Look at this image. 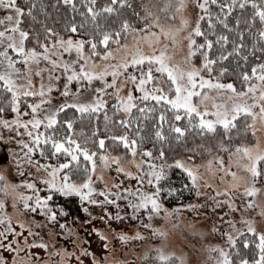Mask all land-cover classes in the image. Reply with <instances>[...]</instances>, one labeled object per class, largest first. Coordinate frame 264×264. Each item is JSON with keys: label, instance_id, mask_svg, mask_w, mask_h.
Returning <instances> with one entry per match:
<instances>
[{"label": "snow or ice", "instance_id": "1", "mask_svg": "<svg viewBox=\"0 0 264 264\" xmlns=\"http://www.w3.org/2000/svg\"><path fill=\"white\" fill-rule=\"evenodd\" d=\"M199 8L204 11L205 15L209 16L208 23L211 25V13L209 9V3H215L216 0H197ZM65 4L71 5L74 9L76 4L74 0H64ZM87 9L86 12L91 15V18L95 20L97 16L101 13H116L117 9L114 7L115 4L121 6L126 5V0H111L110 3H105L101 7H97V0H86ZM246 5L251 7V15L243 21L247 25V31L256 37V40L253 43V47H256L257 43L264 44V0H231L230 3H222L220 5L221 12L225 17L230 14L233 9L239 6L241 9H244ZM35 5H33L34 7ZM0 7L8 10L7 14L4 16L3 20H7L10 23L11 32L0 31V44H7V47L3 51H0V57H3L0 60V65H3V69L0 70V89H3L7 92H11L13 100V109L17 113V118L13 119L11 123L8 120L0 119V124H3L7 128H12L13 125L17 127L23 126L26 130L29 125H32L33 128L38 129L41 124H46L47 127L56 125L59 123L58 114L61 113L66 108H73L78 110L80 113H91L99 112L102 108L106 107L107 101L103 98L104 95H108L105 91L108 88H112L117 103L114 105L116 110L123 109L124 112L130 113L132 108L137 107L134 101L137 99L129 90L125 95L121 94V89L125 87L127 82H131L134 87L138 88L142 93V97L139 99L143 100H153L158 103L167 102L166 106H170L174 110L175 120L179 121L182 119L180 111L183 110L184 115L188 118L189 126L198 127L202 132H215L216 125H223L224 129L227 130L230 127H235V121L238 116L245 114L250 116L252 119V124L249 125V128L253 135L255 136L257 128L255 127L257 119L264 122V63H257L251 69V75L248 72H243L241 75L242 87L241 90H237L236 85L228 82L222 83L218 79L213 80L211 78L201 75V68L208 69L211 71V66L215 63L214 60L208 58V52H203L204 60L201 68H198L195 64L192 63V57L195 55L198 49H204L205 45L207 48L212 47V41L207 40L205 44H200L196 46V40L193 38V33L203 36L204 33L201 31L199 21H197L195 27L192 29V32H188L187 36L183 39L187 40V53L183 55L178 62H173L175 55L183 51V39L181 34L184 32V29L188 25V21L181 17L180 24L178 26L172 24H162L160 22V16L156 15L152 11V6L145 4V13L144 17H141L145 21L143 29H138L133 27V25L127 20L124 19L118 29H112L108 31L101 32L98 38L91 37L89 40L85 41L84 39H73L69 36L67 39L60 37L58 40L54 41L52 47L49 48L47 43L41 45L44 51L38 52L36 48L26 49L25 40L29 36V32L21 28V20L26 11L24 7L18 5L17 0H0ZM175 7L176 11L184 9L186 5L181 0L180 3L176 5L168 4L165 7V11ZM13 12L15 15H13ZM28 14L32 12V8L27 9ZM137 15H139L137 13ZM203 17H200L202 19ZM219 19V17H217ZM169 19L175 20L176 16L173 14ZM150 20V22H149ZM3 21L0 20V23ZM259 22V27L255 25ZM225 28L228 27L226 21H221ZM242 23L241 19L238 17L235 21L237 28ZM99 27V25H97ZM255 28V31L253 29ZM153 29H159L155 31ZM147 30V31H145ZM49 33L52 32V29H47ZM71 31L73 33L77 32V25H71ZM18 33V35H16ZM238 36L241 41L244 38V32L238 31ZM6 37V39H4ZM123 38L124 43H121ZM221 41L225 43L228 40L227 36L219 37ZM131 40V43H129ZM165 41L162 43L161 41ZM110 41L114 42L116 47H110ZM37 43H40L37 40ZM142 43H146L150 51L145 53L144 49L141 47ZM89 45V51L85 53V45ZM98 44H102L104 49L102 51H97ZM243 47V44L237 45L234 49L239 52ZM13 49L16 53H19V58H22L26 65L35 63L37 65L35 71L37 75L41 76V84L39 86V91H32L33 82L31 80L32 69H27V75L23 77L26 81V84H19L17 81L21 79L18 75L21 72V69L16 67V61L12 59L9 55L8 49ZM55 49V56L59 59H54L53 55L50 54L52 50ZM63 49L64 52H71L75 49L77 58L71 63L63 60V53L60 51ZM131 49V51H130ZM173 49V51H169ZM261 52H264V47H261ZM231 55V53H228ZM99 57L100 60L104 63H100L95 59ZM130 57V58H129ZM49 61L51 67L47 69L48 75V84L45 87L43 73L45 69L40 68V60ZM220 59H226L225 55H221ZM247 60V56L244 57ZM83 61L81 63L80 61ZM147 63L148 67L145 71L143 66ZM74 65H78L77 67ZM136 69L140 67V71L137 74L135 71L125 75L129 67ZM57 67L63 69V72L66 74V79L63 84V95L70 96L73 95L69 85L72 81H84L85 83H80V87L76 90V95L78 96L81 88H86L92 84L94 80H99L102 82L101 87H96L93 89L95 93L90 102H79L78 99L72 101L65 100L62 104L55 107L54 109H49L48 113L45 114L44 119H40L36 113L39 111L42 105L48 103L51 99L50 93L53 88H56L58 85L53 82V74L55 73ZM153 68L159 76H153ZM223 71V69L221 70ZM111 76V80L106 77ZM123 76V81L118 83L119 78ZM55 80L59 81L60 76L56 75ZM155 82V83H152ZM152 83V87H147ZM19 89V90H18ZM167 89V90H166ZM215 90L216 95H210V93ZM169 93H174L169 95ZM251 94V96H249ZM32 96V97H43V99L37 100L36 103L30 105L31 111L33 113L32 119L22 120L20 119L19 111V97ZM223 98V99H219ZM247 98V99H244ZM230 105V107H229ZM143 111V109H140ZM3 111V109H0ZM151 111V109H149ZM213 117L211 119L207 117ZM105 119H108L107 112H105ZM160 119L163 121L165 119L164 112L160 113ZM198 123H194L197 121ZM122 124H129L128 120L120 121ZM64 124L67 125L69 130L73 128V121L67 119L64 121ZM174 132L177 134L176 138L180 137L185 133L186 129L181 128L179 125L173 127ZM98 132L99 129H96ZM27 134L32 137L33 144L28 146V153H34L39 149V154L41 157L45 156L44 147L41 146V139H43L44 144H48L51 141V146L55 150V153H64L70 154V159L66 160L64 163L56 165L49 164H40L37 161V167L43 168L46 171L51 169L49 172L50 179H45V183L49 186V189H55L59 192L64 193V195H69L70 193H77L82 201L88 200L90 203L98 204L101 201L91 199V194L96 192L97 189L93 187L92 174L96 172L97 162L95 157L97 153L94 151H89L87 148L81 147V142L74 140L72 135L69 133L66 135L65 139L57 140L52 137L45 136L41 137L39 133L35 136L32 135L31 131H28ZM95 135V133H94ZM139 135V134H137ZM158 137L163 136L162 132H157ZM115 141H120L124 147L129 150L131 156V162L135 163L138 172H133L128 170L124 161L128 159L127 155H117L110 156L101 152L99 154V159L102 162V168H109L112 164H115L117 173H124L127 177L131 178L134 176L139 177L138 183H143V177L139 175L140 172H143V165L147 164L149 171L145 173L148 177V184H155V191L144 193L141 189H130L123 188L122 192L127 193L125 199H128L129 196L138 197L136 202H133L131 199L128 200L129 207L133 209V216L139 218L137 213L142 209L147 210L146 215L148 217V224L145 226L152 228L153 224L152 219L154 216L164 215L165 218L172 216L175 213L180 211V208L191 210L194 214L200 215L199 209L203 205H198L196 203H187L180 205L178 208L168 209L163 203L160 202L159 194L161 192L160 180L164 176L163 165L157 166L152 163V160H143L136 161L135 157L137 155V140L129 139L127 134L121 136L112 137ZM24 143V141H20ZM83 143L87 144L88 141L85 140ZM99 147L101 149L105 146V138H100ZM222 149L227 150L228 145L223 142L220 143ZM211 152V149L208 150ZM25 153L28 156L27 163L31 164V156ZM53 153V154H55ZM79 153H82L85 160L91 162V166L86 163L83 168V174L86 176V179L80 184L69 181V172H65L63 175V180L57 182L56 176L61 169L69 168L72 165L73 161H76L75 170H80L79 165ZM148 157L152 156V152L148 149H145L143 155ZM160 157L164 156L163 149L160 150ZM229 163L225 164L224 158L222 156L216 155L213 159H210L206 162V165L203 167L206 168V173L211 172L213 175L202 177L199 173V168L202 165H197L194 162L186 164L185 162L177 159L173 163L180 168H182L187 174L189 179L194 186L196 195L200 196L201 184L199 181L205 179V187H211L216 189L213 193L214 207H219L222 203L228 205L233 210H238L233 197L236 191H240L244 196L251 197L250 199L244 202L245 209L252 208L256 209L261 207L255 202V197L261 192V188L257 187L258 177L264 175L262 172L260 163L264 161V148H261L259 138L256 139L254 145H235L234 148L228 152ZM195 157H191L190 160L194 161ZM213 161L217 162V169H213ZM17 163L23 164L24 161L17 158ZM172 165H168L171 167ZM237 168L243 171V175L238 174V171L233 170ZM71 171V169H70ZM218 171L221 173L220 180L224 183L222 190L217 188L214 180V174ZM230 177V179H229ZM97 179L103 180V174L97 176ZM0 181H3L0 184V193L3 194L4 198H0V213H4V210L7 208L6 197L9 195L13 196L12 206L16 207L18 201L22 203L25 210L35 212L37 207L39 211L43 212L46 216L51 215L52 219L56 218L57 213L52 211L51 206L47 203L51 199V196L43 197L37 196L35 198V206L30 203L33 199L31 195L25 192L18 191L19 185L7 181L3 172H0ZM22 184L26 185L27 188L33 189L34 191H39L36 187V184L32 181L24 180ZM118 186V185H117ZM107 188V185H105ZM111 189H108L110 192ZM169 193L174 192L175 189H168ZM105 192V195L108 194ZM117 199L120 198V193L117 194ZM223 196L225 199L222 201L218 197ZM18 198V200H17ZM115 203V201H109ZM150 206V207H149ZM88 209L85 208V211ZM105 211H107L105 209ZM261 216H264V208H261L259 213ZM109 215H111L109 213ZM117 219L120 217L117 216ZM3 219L11 224V218L6 215H3ZM143 223V221H142ZM230 227L235 230L236 221H228ZM243 223L246 225V230L251 233H256L258 235V244L256 245V256L254 259L249 260L247 257L241 259L239 264H264V232L257 233L255 223L251 218H245ZM22 228L24 225L21 223ZM64 227V225H61ZM5 231L14 232L15 229L6 228ZM238 231V230H237ZM3 235V233H0ZM152 235L154 237H160L162 239L166 238L167 232L161 230L159 227H156ZM228 236L229 245L232 246L235 244V240L231 232L225 233ZM144 239L142 233L137 232L135 237H129L128 235L121 233L120 239L127 241L128 239ZM7 237H5V240ZM107 239V237H105ZM25 243L27 241L25 240ZM247 244V241H245ZM45 249L48 248L47 244H41ZM107 245H105V248ZM0 248L6 249L8 252L12 253L11 258L9 256L3 255L0 253V264H31V255L26 254L25 258L17 259L19 252L23 249L19 247H13L12 243H7L6 245L0 243ZM213 251H217L219 256L216 260V264H233L231 255L224 248L217 246ZM34 255V254H33ZM66 255H72L68 252ZM145 262L149 260L152 261V264H184L183 256H177L175 252H165L164 245L155 246L148 253L142 257ZM94 264H99V261L95 260ZM120 264V262H117Z\"/></svg>", "mask_w": 264, "mask_h": 264}, {"label": "rangeland", "instance_id": "2", "mask_svg": "<svg viewBox=\"0 0 264 264\" xmlns=\"http://www.w3.org/2000/svg\"><path fill=\"white\" fill-rule=\"evenodd\" d=\"M149 1L150 6H152V11H154L156 15L160 16V22L162 24H172L178 26L180 24L181 17L188 21L187 27L181 34L182 39L187 36L188 32H192V29L195 27L197 21H200L202 11L199 8L197 0H183L186 7L180 11H176L175 7L165 11V7L168 4L176 5L180 3L181 0ZM7 11L8 10L0 7V20L3 21L0 23V31L11 32V22L3 20ZM173 14H175L176 19H169ZM13 15H15L14 12ZM153 30L159 31V29ZM16 35H18V33ZM195 35L196 33H193V38H195ZM67 38L68 37L65 39ZM72 38L82 39L81 37ZM4 39H6V37ZM161 42L164 43L165 41L162 40ZM129 43H131V40H129ZM183 45V51H180L175 55L173 62L180 61L181 57L187 53L188 49L186 39H183ZM6 47L7 44H0V51H3ZM51 47L52 44L49 45V48ZM141 47L144 49L145 53L150 51V48L146 43H142ZM31 48L35 47H27L26 49ZM36 50L38 52L44 51V49L40 50L37 48ZM60 51L63 53V60L65 61L71 63L77 58L75 49L71 52H64L63 49H60ZM84 51L85 53L88 52L86 48H84ZM169 51L171 52L173 49H169ZM8 52L12 59L16 61V67L21 69V72L18 74L21 79L17 81V83L26 84L23 77L28 74L27 69L31 68V80L33 82L31 90L38 92L41 84V76L36 74L35 69L37 65L35 63L26 65L23 59L19 58L20 54L16 53L11 48L8 49ZM54 53L55 49H53L50 54L53 55L54 59H59V57L55 56ZM2 59L3 57H0V60ZM95 59L100 63H104V61L100 60L99 57H95ZM80 62L83 63L82 60ZM192 63L198 68H201V64L195 62L193 57ZM74 66L77 67L78 70V65ZM3 67V65H0V70H2ZM39 67L45 69L43 77L45 87H47L49 75L47 69H49L51 65L49 61L41 58ZM147 67L148 65L145 63L143 69L146 71ZM133 71L138 74L140 67L138 66L136 69H133L130 66L125 75ZM56 75L60 76L59 81L55 80ZM159 75L160 74L153 68V76ZM201 75H203L202 71ZM203 76L208 77L206 75ZM106 78L111 80V76ZM65 79L66 74L63 72V69L57 67L55 73L53 74V82L58 86L53 88L49 94L51 97L50 101L42 105L36 113L40 119H44L45 114L48 113L49 109H54L65 100L72 101L74 99H78L79 102H90L95 94L93 89L102 86L101 81L94 80L90 86L81 88L80 93L77 96L76 90L78 87H74L72 85L70 89L73 95L66 97L63 95V84ZM123 79L124 77L121 76L118 83L123 81ZM152 83H150L147 87L151 88ZM72 87L74 89H72ZM129 90H131L133 95L137 97L134 101L136 105L140 100H143L139 99L142 97L140 90L134 87L130 81L127 82L125 87L121 89V94L126 96ZM105 91L108 95H104L103 98L107 102L110 99L116 100L114 95H112L114 91L112 88H108ZM173 94L174 93H169V95ZM210 95L215 96V90H213ZM249 96H251V94H249ZM39 99H43V97L36 96L32 99L28 104L29 106L26 107L29 108L28 115H20L19 118L22 120L32 119L33 113L30 105L32 103H36ZM26 111L28 110L26 109ZM22 112L23 111H20L21 114ZM15 118H17V113H15V115L11 118L0 119L8 120L11 123V121ZM207 118L211 119L213 117L209 116ZM255 127L257 128V132L254 136V142L250 145H254L256 143V139L259 138L260 146L261 148H264V122L257 119ZM28 131H31L32 135L35 136L37 129L33 128L32 125H29L27 130L23 126H20L17 129L15 125H13L10 129L5 127L3 124H0V172L4 173L7 181L20 186L18 191L28 193L34 199L38 196V193L33 189L27 188L26 185L22 184V181H32L36 184L37 189L40 190L46 186L45 179L51 178L49 176L51 169H48L47 171L43 168L38 169L37 163L33 160L31 164L27 163L28 156H26L25 153H28V147L26 145L31 146L33 144V142L31 144L32 137L27 134ZM20 141H24V143H20ZM101 152L110 156L125 155L117 153L114 150ZM99 154L95 157L97 162L96 172L92 174V180L94 182L93 187L96 188L97 191L91 194V199L101 201V203L94 204L90 203L88 200H84V205L78 208V210L74 209L71 218L68 220L60 219V217L57 218V216L55 219H52L50 214L46 216L43 212L40 216L33 214L31 211L25 210L22 203L19 201L16 207L13 208V196L9 195L5 198L7 208L4 210V213H0V233H3V235H0V243L5 245L7 243H12L13 247L23 249L17 256L18 260L25 258L26 254H29L31 255V264H94V257L96 261H99V264H117V262H120V264H152L151 260L145 262L142 257L155 246L164 245L165 252H175L177 256H183L184 264H216L219 253L217 251H213V249L220 246L226 250L229 242L228 236L225 235V233L231 232L234 238L241 231L246 230V225L243 223L245 218H251L255 223L257 231L264 232V216L259 214L261 208H264V186L257 183V187L261 188V192L254 198L256 204L261 207L256 209H245L244 202L251 197L244 196L240 191H236L233 197H231L238 210H233L228 205L223 203L219 207H214L213 193L216 189L204 186L207 176L213 175L211 172L206 173V168L203 167V165H206L208 160L213 159L209 155H205L199 160L194 161L182 160L186 164L194 162L197 165H202V167L199 168L200 175L205 177V179H201L199 181L201 184L200 192L202 195H195L194 200L190 202L203 205V207L199 209L200 215L194 214L191 210L180 208L178 213L168 216L167 218H165L164 215L154 216L151 222L153 227L148 228L145 226L149 222L146 215L147 210L142 209L139 213H137L139 218H135L133 216V209L129 207L128 200L131 199L133 202H136L138 197L129 196L128 199H125V196L128 194L121 191L123 188H130L133 190L141 189L144 193L154 192L155 184H148V177L145 175V173L149 171L148 165L144 164L142 166L144 171L140 172L139 175L143 177V183H138L137 181L139 177L137 176L129 178L124 173H117V166L115 164H112L109 168H102V162L99 159ZM28 155L31 156V153H28ZM127 156L128 159L124 161L125 167L133 172H138L135 163L131 162L130 154ZM17 158L24 161V163H17ZM141 159H151L152 163L156 165L152 156L148 157L146 154L142 156V153H137L135 160L140 161ZM224 161L225 164H228L229 158ZM212 168L214 170L217 169L216 161H213ZM157 170H159V166H157ZM233 170L238 171V174L240 175L244 174L242 170L235 167ZM101 173L103 174V180L97 179V176ZM220 175L221 173L216 171L214 174V180L217 188L222 190L224 183L220 180ZM57 178L58 177L56 176V180ZM2 183L3 181H0V184ZM105 185H107V188ZM108 189H111V191L108 192ZM105 192H108V194L105 195ZM118 192L120 193L119 199H117L116 195ZM41 194L45 195L46 193L41 192ZM75 194L78 195L77 193ZM0 198H4L2 193H0ZM218 199L223 201L225 198L221 196L218 197ZM113 200L115 203L109 202ZM30 203H32V200ZM179 206L165 207L173 209L178 208ZM85 208L88 210L85 211ZM105 209L107 211H105ZM5 213L11 218V224L3 219V215ZM109 213L111 215H109ZM117 216L120 218L117 219ZM230 220L236 221L235 230L230 227L228 223ZM21 223L24 225L23 228L20 226ZM61 225H64V227H61ZM156 227H159L161 230L167 232L166 238L162 239L152 235ZM6 228H12L15 229V231H5ZM137 232L142 233L144 239H128L127 241L120 239L121 233H124L129 237H135ZM5 237H7L6 240ZM105 237H107V239H105ZM25 240L27 243H25ZM42 243L47 244L48 248H43L41 246ZM105 245H107L106 248ZM68 252L72 253V255H66ZM0 253L9 256V258L12 256V253L3 248H0Z\"/></svg>", "mask_w": 264, "mask_h": 264}, {"label": "trees", "instance_id": "3", "mask_svg": "<svg viewBox=\"0 0 264 264\" xmlns=\"http://www.w3.org/2000/svg\"><path fill=\"white\" fill-rule=\"evenodd\" d=\"M74 2L76 4L75 9L71 5L65 4L64 0H17L18 5L26 9L20 25L21 28L29 32V36L25 40V47L33 46L43 50L42 44H53L60 37H81L85 41L91 37L98 38L103 31L118 29L124 19H127L133 27L143 29L145 21L141 17L145 16L144 6L145 4L150 5L149 0H126L125 6H121L118 3L114 5L117 9L116 13L101 12L93 20L91 15L86 12L88 6L86 0H74ZM110 2L111 0H97V7ZM230 2L231 0H216L215 3H209L211 25L208 23L209 16L205 15L204 11L201 10L200 17L203 18L200 19L199 24L204 35H195L196 46L205 44L206 39L211 40L213 43L210 49L206 45L204 49H198L193 56V60L202 65L204 60L202 53L207 51L208 58L214 60L215 63L211 66V71L201 68L202 74L213 80L218 79L220 82H231L236 85L237 90H241L244 87L241 74L248 72L251 75V69L255 64L264 63V52L260 50L261 47H264V44L257 43L254 48L253 43L256 37L246 30L247 25L243 23L251 15V7L249 5H246L244 9L237 6L225 17L223 12H221L220 5ZM33 5L35 6L33 7ZM28 8H32L30 15L27 12ZM238 17L242 21L239 28L235 24ZM221 21H226L228 27L225 28ZM72 24L77 25L78 31L75 33L71 31ZM255 27H259V22H257ZM49 28L52 29L51 33L47 31ZM238 31L244 32L243 41L240 40ZM253 31H255V28ZM221 36L228 37L226 43L219 39ZM37 40L40 43H37ZM123 42L122 38L121 43ZM241 43L243 47L239 52L235 51L236 46ZM109 46L116 47L115 43L111 41ZM85 48L89 51V45L86 44ZM103 49L104 46L98 44L97 51H102ZM228 53H231V55H228ZM222 54L226 56V59H220ZM245 56H247V60L244 59ZM222 69L223 71H221ZM80 83H83V81L79 83L72 81L70 88L72 85L79 88ZM72 89L74 88L72 87ZM34 98L32 96L19 97V110L23 111L22 116L28 115L29 108L26 107L29 106V102ZM13 103L11 92L0 89V109H3V111H0V118H11L15 115L16 111L13 109ZM116 103V100L110 99L106 107L99 112L91 113H80L76 109L66 108L58 114V124L51 127L41 124L36 134L39 133L41 137L49 136L53 139L63 140L70 133L74 140L81 142L82 148L94 151L97 155L101 151L109 152V150L129 155V150L124 147L122 142L112 139L114 136H121L126 133L129 139L137 140V153L143 154L144 150L148 149L152 152L154 163L157 166H164V176L160 180L161 192L159 197L160 201L168 207L190 203L196 195L195 188L192 186L188 174L175 165L173 163L174 160L185 161L190 160L191 157H195L194 160H199L205 155H209L211 158L219 155L226 160L229 158L228 152L235 145H250L255 139L249 128L251 117L245 114L237 117L234 122L235 127L225 130L223 125L217 124L215 132H202L198 127L189 126L188 118L184 115L183 110L180 111L182 119L179 121L175 120L174 110L170 106H166V101L158 103L151 99L140 100L137 103V107L132 108L130 113L124 112L123 109L116 110L114 108ZM140 109H143V111ZM105 112H107V120L105 119ZM161 112L165 114L163 121L160 119ZM67 119L73 121L72 130H69L67 125L64 124ZM122 120H128L131 126L120 123ZM194 123H198V120L194 121ZM175 125L186 129L180 139L176 138L177 134L173 130ZM96 129H99V131L97 132ZM157 132H162L163 136L158 137L156 135ZM100 138H105L103 149L99 147L98 141ZM85 140L88 141L87 144L83 143ZM32 142L33 140H31V144ZM221 142L228 145L227 150L220 147ZM41 146L44 147L45 156H40L39 149L31 153V158L35 163L39 161L40 164L56 165L58 167L59 164L70 159V154L63 151L55 153L51 146V141L48 144H44L43 139H41ZM161 149L164 152L162 158L159 155ZM209 149H211V152L208 151ZM79 156L80 170H75L77 162L73 161L69 168L61 169L58 172L57 182L63 180L65 172H69L70 182L80 184L86 179L83 174V168L86 163L90 167L91 162L86 161L82 153H79ZM168 165L172 166L168 167ZM260 167L262 172H264V161L260 163ZM257 179L258 183L264 186V175ZM45 185L36 192L38 196H51L47 203L51 206L52 211L57 213V218L68 220L71 218L74 209L78 210L84 205V200L82 201L79 195L75 193L64 195V193L55 189L50 190L49 186ZM170 188L175 189V191L169 193L168 189ZM41 192L46 194L42 195ZM33 203L35 206V198L32 199ZM36 207L37 210L35 212L31 211V213L40 216L42 212L39 211L38 206ZM234 240V245L230 246L228 243L226 247V250L231 255L233 264H239V261L245 257L249 260L255 258L257 254L256 245L258 244V235L256 233L244 230L237 234ZM245 241H247V244H245Z\"/></svg>", "mask_w": 264, "mask_h": 264}]
</instances>
